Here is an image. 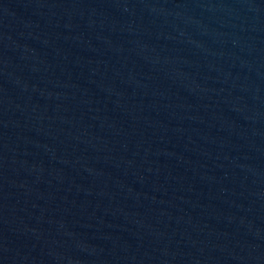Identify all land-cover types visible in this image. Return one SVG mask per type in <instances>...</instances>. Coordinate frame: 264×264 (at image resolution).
Wrapping results in <instances>:
<instances>
[{
    "label": "water",
    "instance_id": "1",
    "mask_svg": "<svg viewBox=\"0 0 264 264\" xmlns=\"http://www.w3.org/2000/svg\"><path fill=\"white\" fill-rule=\"evenodd\" d=\"M0 264H264V0H0Z\"/></svg>",
    "mask_w": 264,
    "mask_h": 264
}]
</instances>
